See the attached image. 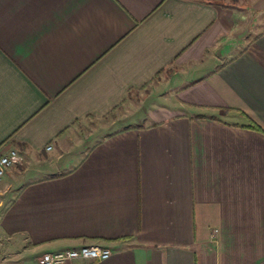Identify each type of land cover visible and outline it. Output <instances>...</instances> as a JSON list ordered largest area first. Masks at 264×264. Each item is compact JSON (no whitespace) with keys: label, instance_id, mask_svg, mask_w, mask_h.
Returning <instances> with one entry per match:
<instances>
[{"label":"crops","instance_id":"0c3cea01","mask_svg":"<svg viewBox=\"0 0 264 264\" xmlns=\"http://www.w3.org/2000/svg\"><path fill=\"white\" fill-rule=\"evenodd\" d=\"M251 123L264 0H0V229L37 261L264 264Z\"/></svg>","mask_w":264,"mask_h":264},{"label":"built area","instance_id":"2783aa9c","mask_svg":"<svg viewBox=\"0 0 264 264\" xmlns=\"http://www.w3.org/2000/svg\"><path fill=\"white\" fill-rule=\"evenodd\" d=\"M52 145H46L45 149L50 150ZM19 161L18 154L14 149L0 153V179L4 172L12 164ZM111 250L108 247L98 245H85L79 248L64 249L56 252L43 253L37 264H62L75 259L106 260L110 257Z\"/></svg>","mask_w":264,"mask_h":264},{"label":"rangeland","instance_id":"374dc122","mask_svg":"<svg viewBox=\"0 0 264 264\" xmlns=\"http://www.w3.org/2000/svg\"><path fill=\"white\" fill-rule=\"evenodd\" d=\"M10 198L7 197L6 200H3L2 207H5L10 202ZM39 253L38 249L30 250L23 248L21 243H6L5 239L2 238V231L0 229V264H37Z\"/></svg>","mask_w":264,"mask_h":264},{"label":"trees","instance_id":"16d2710c","mask_svg":"<svg viewBox=\"0 0 264 264\" xmlns=\"http://www.w3.org/2000/svg\"><path fill=\"white\" fill-rule=\"evenodd\" d=\"M246 127H249V128L256 129V130H258V131H263V132H264V130H263L262 128H260V126H258V125L255 124V123H251V124H249V125H246Z\"/></svg>","mask_w":264,"mask_h":264}]
</instances>
